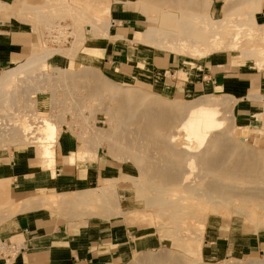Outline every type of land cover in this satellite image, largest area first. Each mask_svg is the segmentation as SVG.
<instances>
[{
  "label": "rangeland",
  "instance_id": "1",
  "mask_svg": "<svg viewBox=\"0 0 264 264\" xmlns=\"http://www.w3.org/2000/svg\"><path fill=\"white\" fill-rule=\"evenodd\" d=\"M43 1V5L38 8H34V4H26V7L24 6L26 14L20 17L21 20L32 27L36 37L34 45H32L31 48V59L41 57L46 48L53 51L70 49L76 40L71 33H75L80 39L81 35L84 37V44L78 55L71 59L56 54L48 59L50 66L55 69L64 68L69 71H74L77 70L78 66L81 68L91 64L90 62H92L93 59L90 58V56L94 55V52H100L102 45L106 44L109 40L102 39L96 43L90 42L95 38V35L89 32V28H87V24H85L86 21H82L79 15L83 12L82 14L84 15L94 16V18L96 16V18L99 17L103 21L110 22V9L105 12L106 8L103 7V10L100 9V11L102 10L104 12L96 11L98 10V6L100 5L101 7V3L106 0ZM133 1L134 9L139 11L136 18L141 23L139 34L136 36L137 39H135V42H132L134 49L148 56L147 58L152 56L157 58L172 56L186 63L182 66L180 72L176 74H165L162 72L151 74L144 71L139 72V76H137L138 74L134 75L127 72L124 73L121 78L112 81L103 75L102 61L101 74L105 81L108 83L114 82L129 87H135L150 96H159L163 100L181 104L193 102L201 98L219 99L224 97L226 105L220 108L224 110L222 113L224 117L227 118L226 123L231 122L234 124L233 131H236L238 127L248 126L244 134L246 133L252 137L264 138V95L252 96V99L258 101L256 103L257 108L253 111L255 112L253 113V121L248 123L238 122L234 115V108L238 101L231 98L228 94H217L212 90L208 82L209 80L203 81L205 73L201 67L203 63L209 59H218L221 60V63L225 66L221 69H215V72H225L226 75H230L233 74L230 73V71H262L256 66V63L263 60L261 53L264 51V46L260 43V40H257L258 38L252 37L251 34H261V36H264V0H252L241 5L237 4L230 9V11L227 9V6L232 0H206L210 2L209 10L207 9L208 11L203 14L206 19L204 21L200 19L187 22L188 26L195 30V33L191 32L189 36L195 39L194 44L197 50L202 52L203 50L208 51V48L213 42L217 44L213 51H210L204 56H198L188 50L179 53L178 51L174 52L169 49H157L156 47L140 43L143 32L147 27L152 25L157 28L160 34L172 32L180 35L181 38L184 37L178 25L180 21H186L187 17L174 9L171 10L169 7L151 8L145 5L143 0V2L141 0H130V2ZM75 14L78 18H76ZM203 22L209 23L210 27L202 29L201 26H204ZM82 23L84 24L83 26ZM82 27L83 33L81 32ZM236 34L239 35V39L236 42L238 49L235 48V50L231 48L230 43ZM120 43L126 44L124 41ZM58 47L59 49H57ZM142 58L147 60L146 57ZM6 72H10V70ZM201 81L204 82L203 85L200 83L198 84V82ZM80 83H82V86L85 84L90 90L93 88L94 91L96 89L95 86L98 88L102 87V84H100L101 82L89 84L80 81ZM90 86H92V88ZM86 89L81 90L83 92L79 95L80 98L81 96L85 97L79 100L81 103L80 106L85 104L84 107H87L88 105L86 109H82L83 113L81 114L76 112L73 113L72 110L69 109L76 106V104L73 105L74 103L66 101L67 97L65 94H62L64 93L63 91H56L55 101L57 104L54 103L55 105L51 103L53 100L50 91L46 93L36 92V94L32 96V99L37 101L36 106L38 112L42 113L43 110L45 112L49 111L48 113L52 115L53 119L57 122L55 128L61 130L60 135L52 146V150L47 152L46 156L50 157L48 154L52 151L56 153L57 143H60L62 137L67 136H71L78 141L79 150L76 153H80L81 155L77 159L66 158L64 162L66 166H69L67 162H77L78 164L96 163L98 155L100 154L103 158V165L101 167L105 168L104 174H102L99 180L91 181L90 184L86 185L87 187L85 186L81 191H88L91 196L97 195V199L100 196L102 198V195L110 194L114 202L111 206L105 207L104 209L102 204L99 205V203L88 199L76 205L75 201L61 204L52 200V196L56 200V198L63 194L52 195L43 200H52V204L55 206L54 208L58 213L64 215L66 219L74 223L75 221H79L80 226L86 225L89 221H106L109 223L112 220H116L118 224L126 226L132 240L135 243H139L140 247L133 256L125 260L124 264H134L138 260H144L148 256L150 259L146 264H168V261H166L167 258H171L174 264H248L253 261H260L264 264V211L260 212L259 207L249 203L239 204L237 202L236 204L227 203L222 207L217 206V209L213 211L215 207L210 204L194 200L195 203L192 199L183 202V205L191 210V214L183 215V213L178 210L160 209L161 203L158 204L160 206L150 202L148 203L150 200L148 198L154 197L151 194L147 196L148 201H146L147 199L144 200V202L139 201L140 198L146 195L144 193L140 194L137 189L134 188V182H132V180L137 181V183H144L146 178L138 174L139 171L133 164L134 159H130L135 152L127 148V146H124L127 142L117 143L113 151L115 156L109 152L106 144L98 148L97 151L96 149L93 150V141L90 140V138L94 137L91 131L93 126L101 130H106L110 127L103 124L106 122L107 116L103 113V110L101 113V109L103 108L102 105L100 104L101 107L99 108L97 102L95 104L93 103V105L87 103L86 98H89L90 90L87 89V94V92H85L87 91ZM86 94L88 95L87 97ZM22 99L24 102H20L17 105L19 107L16 109V114L18 113L17 115L19 116H22V114L25 115V112L27 114L30 110H33V108L29 109L27 107L28 105L25 104L28 103V97L23 95ZM102 99H104V97H102ZM84 100H86V103H84ZM79 101L77 105H79ZM100 101L102 102L101 99ZM82 102L84 104H82ZM96 104L97 109H99L98 111L96 109ZM49 105L52 108L50 110ZM110 106H114V104L111 103ZM90 107L93 109L95 108L94 111L90 109ZM87 109L91 110V112ZM16 114H14V118L17 117ZM28 114L31 113L29 112ZM80 115H82L87 122L82 119ZM19 116L17 117V121L14 119L15 122H22L24 119V116H22L23 119L20 120L21 117L19 118ZM124 126L129 127L128 125ZM89 128L92 129L90 130ZM131 142L133 144V139ZM0 144L2 145V147L0 146V161L9 162L13 159L12 156L15 149L26 148L36 157L35 163L38 170H51L53 177L56 176V162L53 164L42 163L44 159L41 158L44 157V153L42 155L43 148L39 147L40 143L36 145L35 148L27 145L16 147L10 146L6 140L1 138ZM240 186H244V184H240ZM81 191L68 193V199L74 198L75 194ZM2 199L8 201L9 194H0V200ZM170 201H174V199H169L168 202ZM234 206L242 207L245 213L237 214L239 211H236ZM164 207L167 206L164 204ZM19 209L20 207L17 205L6 202V206L1 207L0 211L6 216L9 215L13 218L20 212ZM46 209L52 208L46 206ZM86 212L87 214H84ZM258 212H260V214ZM71 214H73V216ZM257 214H259V217ZM184 230L190 233H197L196 242L194 244L196 250L194 249L195 252L193 251V253H189L187 248V238L182 235L185 233ZM182 231H184V233H180ZM216 243L217 246H220V248L228 252L225 253V255L217 254L216 251L218 247L213 246V244ZM138 256L144 258L140 259ZM159 257H165L166 260L161 262L155 261V259Z\"/></svg>",
  "mask_w": 264,
  "mask_h": 264
},
{
  "label": "bare ground",
  "instance_id": "2",
  "mask_svg": "<svg viewBox=\"0 0 264 264\" xmlns=\"http://www.w3.org/2000/svg\"><path fill=\"white\" fill-rule=\"evenodd\" d=\"M143 1L145 5L151 8L169 7L171 10L174 9L182 13L187 18L186 21H180L178 25L184 37L181 38L180 35L172 32L160 34L157 28L152 25L147 27L143 32L140 43L156 47L157 49L178 51L179 53L188 50L198 56H204L215 49L214 47L217 44L213 42L208 51L203 50L202 52L197 50L194 44L195 39L189 36L191 32L195 33V30L189 27L187 23L200 19L204 21L206 18H204L203 14L209 10V1ZM250 1L252 0H232L227 9L230 11L237 4L241 5ZM111 3V0L103 1L101 7L99 5L96 11L99 12L100 9L103 10V7H105V12H107L110 9ZM102 10L100 12H104ZM82 13H80L79 18L82 21H86L85 24H87L89 32L95 35V38L90 42L96 43L102 39H108L117 43L123 41L120 36H110V22ZM76 18L78 17L76 16ZM203 24L204 26H201L202 29L210 27L209 23L203 22ZM81 32L83 33V27ZM71 35L76 40L70 49L64 50L58 47L57 49L59 50L53 51L46 48L41 57L30 59V61L17 69L0 74V139L6 140L10 146L16 147L27 145L35 148L40 143L39 147L43 148L42 155L44 153V157L41 158L44 159L42 163H55V151L48 154L50 157L46 155L47 152L52 150V146L60 135L61 130L55 128L57 122L48 113L49 111L45 112L43 110L42 113L38 112L37 101L32 99V96L36 92L46 93L50 91L53 100L51 103L55 105L57 104L55 101L56 91H63L64 93L62 94H65L67 97L66 101L74 103L73 105L76 104L77 106L69 108L73 113H83L82 109L88 107V105L84 107L86 100L91 105L97 102L99 108L101 107L100 104L102 105L101 113L103 110V113L107 116V120L103 124L108 125L110 128L106 130H101L96 126H93L92 130L89 128L94 134L92 135L94 137L90 138L93 141V150L96 149L97 151L98 148L106 144L109 152L114 155L113 151L117 143L122 142H127L123 143L124 146L134 150L135 154L130 159H134L133 164L137 167L138 174L146 178L144 183H137V181L132 180L134 188L140 194L144 193L146 195L140 198L139 201L144 202L148 194H151L154 197L148 198L150 199L149 201L148 199L146 200L148 203L150 202L154 205L161 203V206L158 205L160 209L178 210L183 215L191 214V210L186 208L183 202L192 199L193 201L196 200L197 202L210 204L215 207L213 211L217 209V206L222 207L227 203L236 204L237 202L239 204H253L259 207L260 212L264 211V138L244 134L247 127L243 126L233 131L234 124L231 122L226 123L227 118L222 113L224 110L220 108L226 105L224 97L219 99L201 98L193 102L181 104L163 100L159 96H150L135 87L114 82L108 83L101 74L103 57L101 52H94V55L90 56L93 59L90 62L91 64L81 68L78 66L77 70L74 71L51 67L48 59L52 56L57 54L73 59L81 51L84 44L83 35L80 36L81 39L75 33H71ZM238 36L236 34L230 43L233 49H238V45L236 44L239 39ZM251 36L258 38L257 40H260V43L264 46L263 35H254L252 33ZM261 57L263 60L256 63V66L260 70H264V51H262ZM80 81L89 84L101 82L102 87L98 88L95 86L96 89L94 91L92 86H90L91 90H93L91 91L85 84L82 86ZM86 88L90 90L89 98L87 97L88 90ZM85 89L87 90L85 92H87L86 97L88 99L86 98L84 103L82 102L84 105L80 106L79 100L83 96L80 98L79 95L83 92L81 90ZM23 95L28 97V103H25L28 105L27 107L29 109L33 108V110L29 111L31 114H28L29 112L27 114L25 112V115L22 114L24 119L22 116L17 115L18 113L16 114V109L19 107L17 105L20 102L22 103ZM78 101L79 105H77ZM111 103L114 106H110ZM51 107L49 105V110L52 109ZM90 109L94 111L95 108L90 107ZM87 110L91 112V110ZM13 113L17 117H21L20 120L23 119L22 122H15V120L17 121V117L14 118ZM82 115L80 116L84 119ZM124 125H128L129 127ZM132 139L133 144L131 142ZM0 146L2 147L1 144ZM240 184H244V186H240ZM86 199L95 201L99 205L102 204L104 209L111 206L114 202L110 194L102 195V198L100 196L97 199V195L91 196L88 191H81L75 194V197L72 199H68L65 195L58 197L61 203L75 201V205L82 203ZM169 199H174V201L168 202ZM37 200L38 198L35 200L37 203L33 201L34 205L40 204ZM164 204L167 207H164ZM234 209L239 211L237 214L244 212L242 207L234 206ZM260 212L258 213L260 214ZM84 214H87V212ZM71 215L73 216V214ZM184 231L180 233H184ZM182 235L187 238L189 253H193L197 233L185 231ZM148 257L144 260H138L134 264H146L150 259ZM139 258L143 259L144 257L140 256ZM164 260H166L165 257L155 259L157 262ZM166 261H168V264H174L171 258H167ZM248 264L263 263L253 261Z\"/></svg>",
  "mask_w": 264,
  "mask_h": 264
},
{
  "label": "crops",
  "instance_id": "3",
  "mask_svg": "<svg viewBox=\"0 0 264 264\" xmlns=\"http://www.w3.org/2000/svg\"><path fill=\"white\" fill-rule=\"evenodd\" d=\"M111 2L110 36H120L126 44L109 40L102 45L103 75L113 81L127 72L134 75L144 71L151 74L180 72L186 62L172 56L147 58L134 49L132 42L136 41L141 27L136 18L139 11L134 9V1ZM43 3V0H0V74L30 61L36 37L32 27L20 17L26 14V4H34V8H38ZM221 62L209 59L203 63V81L208 79L217 94H228L238 101L234 108L238 122H252L258 102L252 96L264 95V70L230 71L233 74L226 75L225 72L214 71L225 66ZM203 81L198 84L203 85ZM57 144L55 177L51 170H38L36 157L26 148L15 149L9 162L0 161V194H9L10 199L0 200V208L6 206V202L20 207V212L13 218L0 211V244L12 242L24 245V251L13 262L0 259V264H124L140 247L132 240L126 226L118 224L116 220L109 223L89 221L80 226L79 221H69L54 208L52 200L61 202L52 195L68 197V193L81 191L91 181L99 180L105 172V168L101 167L103 158L100 154L96 163L67 162L69 166H66V158L80 157L81 154L76 153L79 143L67 136ZM51 196V201L43 200ZM37 198L40 204L34 205L33 201ZM46 206L52 209H46ZM213 246H217V243ZM217 247V254L225 255L228 252Z\"/></svg>",
  "mask_w": 264,
  "mask_h": 264
},
{
  "label": "built area",
  "instance_id": "4",
  "mask_svg": "<svg viewBox=\"0 0 264 264\" xmlns=\"http://www.w3.org/2000/svg\"><path fill=\"white\" fill-rule=\"evenodd\" d=\"M23 251L24 245L22 243L2 242L0 244V259L13 262Z\"/></svg>",
  "mask_w": 264,
  "mask_h": 264
}]
</instances>
